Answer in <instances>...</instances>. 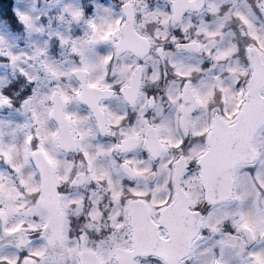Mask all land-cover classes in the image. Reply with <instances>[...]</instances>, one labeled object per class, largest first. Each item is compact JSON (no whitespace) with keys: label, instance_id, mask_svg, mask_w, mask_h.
Returning a JSON list of instances; mask_svg holds the SVG:
<instances>
[{"label":"clouds","instance_id":"clouds-1","mask_svg":"<svg viewBox=\"0 0 264 264\" xmlns=\"http://www.w3.org/2000/svg\"><path fill=\"white\" fill-rule=\"evenodd\" d=\"M0 264H264V0H0Z\"/></svg>","mask_w":264,"mask_h":264}]
</instances>
